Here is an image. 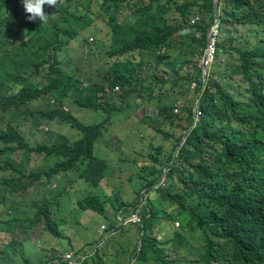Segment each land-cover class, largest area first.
Segmentation results:
<instances>
[{
  "label": "trees",
  "instance_id": "1",
  "mask_svg": "<svg viewBox=\"0 0 264 264\" xmlns=\"http://www.w3.org/2000/svg\"><path fill=\"white\" fill-rule=\"evenodd\" d=\"M21 3L0 0V110L41 106L40 121L70 124L81 136L73 143L62 137L61 143L34 146L18 123L7 121L0 129V205L8 202L5 187L7 195L19 194L73 170L80 184L94 189L78 198L80 210L105 216L109 205L116 213L137 211L142 217L136 226L114 219L87 255L90 244L75 252L86 255L77 264H264V0H218L215 13L213 0H58L52 13L44 6L46 14H54L46 24L28 21ZM194 15L200 17L197 26L190 25ZM214 15L220 29L217 53L200 93L201 83L192 89L181 70L198 62ZM98 21L109 28V42L91 46L112 62L96 76L59 69L62 50L75 38L85 42L81 31ZM181 51L184 59L178 58ZM83 75L92 80L83 81ZM136 98L156 106V116L144 119L164 141H173L169 149L149 145L148 163L140 168L146 174L129 179L135 198L122 203L116 193L114 202L108 161L96 145L112 149L109 135L117 137L108 133L114 126L110 120ZM197 98L201 114L180 144L193 123ZM52 99L69 102L72 110L57 108ZM85 113L102 118L86 125L79 117ZM17 153L23 154L20 164L11 160ZM32 154L57 160L42 171L30 167ZM163 169L164 186L156 187ZM31 208V217L0 220L4 230L42 223L52 236L65 238L47 202L34 201ZM15 248L12 242L2 245L0 260L29 264L25 257L19 260Z\"/></svg>",
  "mask_w": 264,
  "mask_h": 264
},
{
  "label": "rangeland",
  "instance_id": "2",
  "mask_svg": "<svg viewBox=\"0 0 264 264\" xmlns=\"http://www.w3.org/2000/svg\"><path fill=\"white\" fill-rule=\"evenodd\" d=\"M85 31H81L82 39H84L85 42H83L80 38H75L73 41H71L68 48L62 50L63 58L61 59L58 68L65 73L72 75L73 73H78V71H86L88 75L90 74L91 76H96L98 73L104 71L106 61L112 62V59L105 58L106 55L104 54L103 50L98 49V47L93 48V46H91V44L88 42V38L93 37L97 45L102 42H105L108 45L110 34L109 28L107 27L106 23L98 21L90 28H86ZM181 53L183 55L180 54L178 58L184 59V51H181ZM211 68L212 67L210 66V68H208L207 70H210ZM33 71L34 73H38L34 70V68ZM28 72H30V70H28ZM95 73L96 75H94ZM88 75H83L82 80H92V78H90ZM233 89L235 90V88ZM137 102L138 100L134 102V104H136ZM131 103L133 104V102ZM40 108L41 106L38 107L34 105L30 109L11 108L6 112L0 110V128H5L7 121H13L19 124H23L24 126H22L21 128L26 134L28 142L34 146H37L42 142H50L55 135H67L68 137L71 136L70 131L66 128L59 127V124L52 123L48 125L45 122H40ZM25 110H27L26 114L23 113V111ZM30 112L36 113L35 116L29 118L28 115ZM84 115L87 118L85 119V122H87L88 124H91L99 118L97 114L88 117L86 113L81 114V117L84 118ZM144 115H151L155 117L156 106L145 104L144 107L141 106V108L139 109L134 108L131 112V115L127 113V121L123 124V128L122 126H120L119 128L114 126L109 128L111 131H109L108 133L113 132L117 135V138L115 139L111 138V136L109 135V140L111 141V145H113V150L106 149L105 144H99L98 155H100L103 159H107L109 164L107 168V174H109L110 176L108 184L111 185L112 183V185L117 190L110 196L111 200H113L114 202H116V193H118V195L120 196L119 199L122 203L130 202L135 198L133 195V188L129 182V179H137L141 175L146 174L145 172L140 171V168H142L145 163H148L147 155L149 154L150 144L152 149L156 148L160 144L164 145L166 149H169L172 145L171 143L173 141V138L164 141L163 135L156 134L154 130L147 124L144 119ZM101 118L98 119L97 122H99ZM122 120H124V118L115 117V125H119ZM37 127H39V129H36ZM45 128H48V131L45 130ZM163 130L169 133H171V131H175L171 126H163ZM46 132H50L51 135L47 136ZM176 133L177 136H179L181 131L178 130ZM22 158L23 154L17 153L11 157V160L15 164H20ZM38 165L40 166V168H43L41 159L33 155L31 158L30 167L33 168ZM47 165L49 166L50 164ZM132 176L134 177L133 179H131ZM64 181L65 178H62L59 183H57V185L60 188H64ZM134 182L135 181H133L132 184ZM78 184L81 185L80 181H78L77 184H75V182L67 184V198L61 199V205L59 206L60 214H58L55 207H51V211L54 212L56 210L55 214L53 213L52 217H57L58 214L59 230L67 234L66 239L58 240L61 243V248L64 250H72L74 248L79 249L77 247L78 245H81L80 247H82V245L84 244L88 245V243L92 244V242L98 241L103 235L102 233V235L98 238L95 237L98 230H100V224L104 223L105 225L109 226L116 217L114 207L109 205L108 211H110V213H105V216H101L90 210H80L76 206V202L78 201V197L84 194L85 188L82 185L78 186V191L75 192L74 188ZM103 187L108 194L112 193V189L109 186L106 187L103 185ZM7 189L9 188H3V195L7 197L8 202L4 205H0L1 221H5L7 218H13L14 216L19 218H25L26 216L31 217V213L35 211L31 208V203L34 201H40L43 198L51 199L52 194L50 192L53 191L52 188H47V190L45 191L40 186H34L33 188L28 189L25 192H21L18 195L10 193L9 195H7L6 193H4L7 191ZM144 204L145 203H143V205ZM10 211H12V213H10ZM13 211L16 213H13ZM125 215L126 214L123 212L122 216L125 217ZM60 219L64 220L66 224L62 225ZM0 226L1 248L2 245H5L12 240L10 239L7 231L4 230L7 225L4 222H0ZM27 226L30 225H28L27 223L22 224V226L17 229L13 237V240L17 243L15 246L16 256L19 257L20 261H23L22 257H25L29 259V264H39V261L44 257V252L41 250V245L42 247H47V245H43L46 239H48L50 243L57 242L55 241V239L53 241L52 238H50V235L46 236V238L43 240L41 239L45 237L42 224H38L37 226H30V228H25ZM22 228L28 230L26 232H23L22 230H20ZM189 241L194 242L195 239L189 238ZM90 245L87 246L88 250L92 246ZM0 264H8V262L6 260H0Z\"/></svg>",
  "mask_w": 264,
  "mask_h": 264
},
{
  "label": "clouds",
  "instance_id": "3",
  "mask_svg": "<svg viewBox=\"0 0 264 264\" xmlns=\"http://www.w3.org/2000/svg\"><path fill=\"white\" fill-rule=\"evenodd\" d=\"M214 1V0H213ZM218 2V1H217ZM45 5H47V6H49L50 7V9L48 10V12L49 13H52V8H57V5H58V0H22V3H21V8L22 9H24V12L26 13V18H27V20L28 21H30V22H34V21H36V20H39L40 21V23L41 24H46V23H48V21H49V18L51 17V16H53L54 14H52V15H48V14H46L45 12H44V6ZM214 13H215V11H214ZM194 17H198V22L196 23V24H191L190 23V25H192V26H197L198 24H200V17L198 16V15H194V16H192L191 17V19L192 18H194ZM191 19H190V21H191ZM217 22L218 23V19H217V16L216 15H214V18H213V22H212V24H211V26L214 24V22ZM211 26L209 27V29L211 28ZM218 27H219V23H218ZM209 29H208V31H209ZM85 31V30H84ZM208 31H207V34H208ZM86 32V31H85ZM219 33H220V29H219ZM207 34H206V40H207ZM82 35V34H81ZM197 35V34H196ZM219 36H220V34H219ZM88 42L90 43V44H92V43H95L96 44V41H94V38L93 37H89L88 38ZM107 42V41H106ZM218 42V41H217ZM205 46H206V42H205ZM204 46V47H205ZM204 47L201 49V51H202V53H203V49H204ZM202 53H201V55H200V58H201V56H202ZM216 53H217V44H216ZM216 53H215V57H214V60H213V62L211 63V67H212V65H213V63H214V61H215V58H216ZM200 58H199V60H200ZM224 59V58H223ZM199 60H198V62H199ZM60 62H61V59H60ZM198 62L196 63V65H193V66H197V64H198ZM189 65H192V64H189ZM187 66V65H186ZM186 66H184V67H186ZM210 66L208 67V68H210ZM184 67L182 68V70H181V72L182 73H184V74H186L185 72H184ZM207 68V69H208ZM211 70V69H210ZM210 70H207V73H206V81H207V78L209 77V74H210ZM187 76H188V81H189V85H190V78H189V75L188 74H186ZM206 81H205V83H204V85H203V82H202V80H201V77H199V76H196V82H197V84H196V87H198L199 86V83H201L200 84V93L204 90V88H205V84H206ZM83 86H85V84L83 85ZM191 87V86H190ZM196 87H194V88H196ZM192 89H194L193 87H191ZM119 90V88L118 87H114V89H113V92L114 93H116L117 91ZM137 99L138 98H136V101H137ZM143 102H146V101H144L143 100ZM142 102V105L141 104H139L140 103V101H138L136 104H134V102H133V104L132 103H130V102H128V105L129 104H131V105H129L128 107H126L125 108V110H123V112L122 113H117L116 115H114V116H112V118H111V120H110V122H111V124H113L115 127H117V128H119L120 126H122V128H123V124L127 121V113H129V115H131V112H132V110L134 109V108H141V106L142 107H144V105L146 104V103H143ZM51 104H55V106L57 107V108H62L64 111H66V112H68V111H71L72 110V107L70 106L71 104L69 103V102H67V101H63V102H59V101H57V100H55V99H52L51 100ZM177 110V112H175V113H178V106L177 105H174V110ZM198 113H200L199 112V109H198V98L195 100V102H194V106H193V109H192V119H193V123H194V126H195V124H196V122H197V120H198V118H199V116H200V114L198 115ZM146 116H149V115H146ZM80 117V121L81 122H83L84 124H86L87 125V123L85 122V119L84 118H82L81 116H79ZM115 117H122V118H124V120H122L121 122H120V124L119 125H115V123H114V118ZM40 121V120H39ZM40 122H44V121H40ZM52 123H55V122H53V121H48L47 122V124L48 125H50V124H52ZM192 123V124H193ZM19 124V123H18ZM57 124V123H56ZM20 128L22 127V126H24V125H22V124H19L18 125ZM110 127H112L111 125H109ZM193 126V127H194ZM59 127H61V128H66L67 130H69L70 131V133H71V136L70 137H68L67 135H55L54 137H53V139L50 141V142H42V143H40V144H47V145H51V144H53V143H61V138L62 137H64L66 140L65 141H67V142H70V143H73V142H75L76 140H78L79 138H80V136H81V133H80V131L79 130H76L75 128H71L70 127V124H66V125H59ZM191 127H192V125H191ZM191 127H189V128H191ZM188 128V129H189ZM1 129V128H0ZM36 129H39V127H37ZM48 128H45V130H47ZM187 129V130H188ZM21 130H22V128H21ZM186 130V131H187ZM23 131V130H22ZM48 131V130H47ZM185 131V132H186ZM184 132V133H185ZM24 133V132H23ZM184 133H183V135H184ZM188 133V132H187ZM25 134V133H24ZM26 135V134H25ZM46 135L47 136H50L51 135V133L50 132H46ZM116 137H117V135H115ZM186 137V136H185ZM183 138V137H182ZM185 140V139H184ZM184 140L182 141V139H181V142H180V144H182L183 142H184ZM26 141H27V143L28 144H30L29 142H28V140H27V136H26ZM65 141H63V142H65ZM62 142V143H63ZM39 144V145H40ZM32 145V144H31ZM38 146V145H37ZM98 147L99 146H97L96 145V152L98 151ZM25 152V151H24ZM97 154H98V152H97ZM34 154H32L31 156H30V158H29V161L31 162V158H32V156H33ZM34 156H37V157H39L40 159H41V163H43V168H41V170L42 171H45L46 170V168L45 167H51L55 162H56V160L57 159H55V158H45V156L44 155H34ZM107 160V159H106ZM47 164H50L49 166L47 165ZM109 165V164H108ZM37 168H40V166L38 165V166H36V167H34V169H37ZM165 172H166V169H163V171H162V175H161V178L159 179V181H158V183L156 184V187H158V186H164V184L163 185H159V183H160V181L161 180H163V182H164V174H165ZM75 172L73 171V170H70V171H67V172H59V173H56V174H54V176L49 180V181H47L46 179H41L39 182H35L34 183V185L31 187V188H33L34 186H40V187H42L45 191L47 190V188H52L53 189V191H51L50 193L52 194V197H51V199H46V198H43L42 200H40V201H45V202H47L48 203V209L50 210V212H51V216H53V213L55 214V212H56V210H57V212H58V214H60V212H59V206L61 205V199H66L67 198V192H66V188H67V184H69V183H72V182H75V184H77V182L79 181V179H77L76 177H75ZM62 178H65V184H64V188H60L58 185H57V183H59V181L62 179ZM84 188H85V191H84V194H86L87 192H89V191H93L94 189H92V188H89V186L88 185H85V184H81ZM81 185H77V186H75V188H74V190H75V192L76 191H78L77 190V187L78 186H81ZM31 188H29V189H31ZM144 191L145 190H142L141 191V198H140V201H141V205H143V203H145V201H143L142 200V196H143V194H144ZM16 195H18V194H16ZM80 197H82V195L80 196ZM80 197H78V198H80ZM40 201H38V202H40ZM51 205V206H50ZM55 207V211L53 212V211H51V207ZM31 207H32V203H31ZM107 213H110V211H108V208H107ZM10 213H12V211H10ZM106 213V214H107ZM122 213H123V211L122 210H120V211H118L117 213H116V217L114 218L115 220H117L118 222H119V225H121V224H130V225H132L131 223H120V221L118 220V215H120L121 217H122V220L124 221V220H127L128 218H129V216L132 214H130V215H128V216H125V217H123L122 216ZM133 213H137L138 215H140L137 211H135V212H133ZM58 214H57V217H52V219L54 220V221H56V220H58ZM141 216V215H140ZM17 218H19V217H17ZM142 218V217H141ZM19 219H24V218H19ZM58 222V221H57ZM60 222H62V225L63 224H66V222L64 221V220H62V219H60ZM29 223V225L30 226H35V225H33L32 223H30V222H28ZM59 223V222H58ZM174 223V222H173ZM39 224H42V223H39ZM142 224V223H141ZM140 224V225H141ZM43 225V224H42ZM37 226V225H36ZM101 227L103 226L104 227V229H101V227H100V231L101 232H103L104 233V231L108 228V226L107 225H100ZM132 226H136V225H132ZM19 227H16V230L13 232V233H8V235L10 236V239L12 240V241H10V242H8V243H15V246H16V242L13 240V237H14V235H15V233H16V231H17V229H18ZM43 228H44V226H43ZM179 228V227H178ZM58 230H59V226H58ZM43 231H44V233H45V237L44 238H41L42 240L43 239H45L46 238V236H51L50 238H52V240L54 241V239H55V241L57 242V243H54V242H52V243H50L49 242V240L48 239H46V241H45V243L43 244V245H47V247H42V245H41V250L44 252V257H43V259L42 260H40L39 261V264H43L44 262H48L47 264H59L61 261H68V262H70L71 264H77V263H79V262H81L82 260H84L85 259V257H86V255H87V253L92 249V248H94L95 246H93L92 248L90 247V249L88 250V249H86V252H85V254L86 255H78V254H75V252L77 251V250H79V249H72V250H64V249H62L61 248V246H60V242L58 241V240H64V239H66V236H67V234H65V233H63L62 231H60L59 230V232L60 233H63L64 234V236H65V238L64 239H60V238H56V237H54V236H52L50 233H48L47 231H45L44 229H43ZM104 235V234H103ZM102 235V236H103ZM8 243H6V244H8ZM87 245V244H86ZM84 247V246H83ZM82 248V247H81ZM68 254H70L71 256H70V258L69 259H67L66 258V255H68ZM53 258V259H52ZM27 259V258H26ZM28 261H29V259H27Z\"/></svg>",
  "mask_w": 264,
  "mask_h": 264
},
{
  "label": "built area",
  "instance_id": "4",
  "mask_svg": "<svg viewBox=\"0 0 264 264\" xmlns=\"http://www.w3.org/2000/svg\"><path fill=\"white\" fill-rule=\"evenodd\" d=\"M198 22V17H194L191 19L190 23L191 24H196ZM219 27L218 23L215 21L214 24L211 26V28L208 31L207 34V40H206V46L203 49L202 56L197 64V66L193 65H187L184 67V72L189 75L190 78V86L191 87H196V76L201 77V80L203 82V85L206 81V73H207V68L211 65V63L214 60L215 53H216V44L219 38ZM174 112H177L175 109ZM200 113H198L199 115ZM159 185H163V180L160 181ZM118 220L120 223H131L132 225H140L142 223V218L140 215L137 213H132L127 220H122V217L118 215ZM173 226L175 228L180 227V222L175 221L173 223ZM101 229H104L102 226ZM70 254L66 255V258H70Z\"/></svg>",
  "mask_w": 264,
  "mask_h": 264
},
{
  "label": "crops",
  "instance_id": "5",
  "mask_svg": "<svg viewBox=\"0 0 264 264\" xmlns=\"http://www.w3.org/2000/svg\"><path fill=\"white\" fill-rule=\"evenodd\" d=\"M103 224H104V223H101L100 225H103ZM104 225H105V224H104ZM100 227H101V226H100ZM102 233H103V232H101L100 230H98V232L96 233V236H95V237L98 238L99 236L102 235ZM103 234H104V233H103ZM97 238H96V239H97ZM93 239H94V238H93ZM93 241H94V240H93ZM92 243H93V242H92ZM88 244H90V243H88ZM84 245H86V244H84ZM84 245H82V247H83ZM80 246H81V245H78L77 247H78V248H81ZM75 249H77V248H75Z\"/></svg>",
  "mask_w": 264,
  "mask_h": 264
},
{
  "label": "water",
  "instance_id": "6",
  "mask_svg": "<svg viewBox=\"0 0 264 264\" xmlns=\"http://www.w3.org/2000/svg\"><path fill=\"white\" fill-rule=\"evenodd\" d=\"M217 1H218V0H214V1H213L214 11H215V7H216V3H217ZM193 126H194V123L192 124V127H193ZM192 127H191V128H192ZM191 128H189V129L184 133L183 138H182V141L185 139V136H186L187 132H188Z\"/></svg>",
  "mask_w": 264,
  "mask_h": 264
}]
</instances>
